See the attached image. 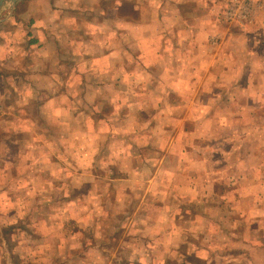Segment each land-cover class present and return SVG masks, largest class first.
I'll list each match as a JSON object with an SVG mask.
<instances>
[{
	"label": "rangeland",
	"instance_id": "rangeland-1",
	"mask_svg": "<svg viewBox=\"0 0 264 264\" xmlns=\"http://www.w3.org/2000/svg\"><path fill=\"white\" fill-rule=\"evenodd\" d=\"M35 1L19 0L15 5L8 1L0 13V21L6 23L0 26V41L3 34L13 33L17 36L14 28L18 26L21 32L18 30L19 37L13 39L16 42L22 40L23 43L16 50L14 63L6 60L0 62V167L7 165V162L4 164L6 159H10L12 155L17 157L23 151L27 152L23 154L25 158H30L29 163L21 167L24 169L3 171L0 168V231L5 235V238L1 236V239L7 241L8 235L5 233L9 234L12 227L18 226L11 224L7 219L12 208L6 205L10 204L14 195L19 194L28 202L26 207L31 215L35 214L32 213L33 209L39 207V210H47L54 217H59V214L67 217V221L55 222L54 225L56 228H63L62 233L68 237V253H63V250L60 252L59 248L55 247L63 243L65 238L62 234L53 233V253L51 256L49 253H39L38 258L45 259L44 262H39L41 264H264V120L255 128L257 141H254L253 148L259 154L258 157L252 159L244 156L247 151L244 142L236 134L237 129L228 128V145L219 141L211 142L213 146H222L221 153L224 158H220V153L213 152L211 162L207 160L205 165L202 161L189 159V154L184 155V158L175 155L174 149L178 148L176 142L167 153L155 156L157 148L152 147L154 142L151 144L146 137H138L139 133L134 132L132 127L136 123L139 124L142 117V121L148 124L142 126L149 136L152 134L156 137V131L159 134L160 127L149 125V118L154 117L152 113L139 118V108H127L130 97L134 100V95L126 94L125 108H122L121 103L116 108L112 107L114 104L109 107L108 102L113 95H103L104 106H101L98 113L91 106L93 95L79 94L77 100L81 101L80 103H75V99L67 102L63 95V104L69 103L74 108L78 106V113H83L81 118L85 126L89 124L87 129L92 131L90 119L100 127L99 132H95L101 137L98 142L86 138L75 142L73 136L76 133H73V130L77 127L69 124L73 120L71 113L60 112L59 109L52 111L49 108L45 111L38 106L41 102L49 100V96L55 99L59 96L62 90L60 81L70 90V81L77 73L78 76L88 75L84 81L89 82V86L92 82L96 84L91 69H102L106 67L104 64L109 63L102 60L103 55L96 63L90 56L86 61L53 62V70L58 68V72H55L52 79H46L47 82L44 83V79H39L36 75L31 79L35 90H27L24 86L19 89L14 73L17 68L18 71L26 70L35 65L37 72V68L49 66V63L43 66L37 61L42 58L38 53L27 50V43L36 40L32 38V34L29 36L32 29L30 26L34 22L43 23L44 3ZM76 1L69 0V4L74 5ZM97 1L99 4L101 0ZM57 4L65 6L61 0H57ZM221 18L219 15L220 23H223ZM51 20L55 21L54 18ZM83 20L87 23V19ZM120 25L116 24L117 27ZM52 37H59V31L52 34ZM38 44L39 42L34 46L38 47ZM42 47L37 49L40 54L39 48ZM82 47H73L71 50ZM89 47L91 46L83 48L85 55L86 49L87 53H91ZM115 49H118L117 54H123L122 46H116ZM110 64L118 66L116 60ZM169 66L170 62L165 64L164 71ZM73 69L79 72L73 74ZM66 71L69 72L68 76H63L62 73ZM25 80L23 77L19 79L20 83L24 84L27 82ZM79 80L81 82L80 77ZM169 82L171 79L165 78L163 85L160 82L157 85L165 89ZM46 87H52V92H46L45 89H50ZM18 90L22 93H17ZM163 94L166 97V93ZM21 95L23 100L20 104L18 101L21 100ZM167 96L169 101L171 95ZM24 103L29 106L22 108ZM64 112L68 116L61 120ZM166 112L169 114L171 108H167ZM260 112L261 118H264V111ZM130 114L133 115L132 118ZM31 115L36 119L46 117L45 123L43 120H40V123L28 120ZM97 115L107 123L109 119L115 120V129L110 132L109 138L106 135L110 126L99 123ZM170 122V119L164 121V133L161 135L163 139L172 137V129H176L177 133V127H172ZM65 126L72 132H65ZM190 127L185 124L181 130L186 134ZM91 131L86 132L91 135ZM32 132L36 135L35 142L24 139L17 144L10 140L12 137H7L13 133ZM179 133L183 135L181 131ZM65 137L68 138L64 140ZM121 137L126 140L113 142V138ZM145 142L148 143V149ZM164 144L166 145V142ZM192 144L193 140L189 136L182 138L181 145L184 147ZM43 158L45 164L41 161ZM240 163L243 164L240 166ZM188 165L194 169L193 172L189 173ZM157 168H160V171L155 178ZM26 170L28 172H25ZM29 178L37 190H17L12 186ZM96 178V189L89 188L87 181ZM193 182L195 188L189 192L186 185ZM236 183L239 188L235 187ZM204 184L207 186L203 187ZM4 186L6 187L3 188ZM150 194L157 195V198H152ZM6 196L10 199L6 200ZM209 197L214 203L210 205L213 206L211 214H207L209 210L206 211L203 206V198ZM226 197L239 205L236 207L229 201V207H224L228 209L227 217L220 214L221 207L218 206V199ZM205 215H210L212 223L203 220ZM218 220L222 222L219 223ZM49 228L52 229L50 225ZM31 229L44 232V225L42 222L34 223ZM13 239L28 247L25 237ZM33 241L40 242L39 239ZM22 256L23 261L18 263L25 264L26 255ZM6 257H0L1 260L4 259V263Z\"/></svg>",
	"mask_w": 264,
	"mask_h": 264
},
{
	"label": "crops",
	"instance_id": "crops-1",
	"mask_svg": "<svg viewBox=\"0 0 264 264\" xmlns=\"http://www.w3.org/2000/svg\"><path fill=\"white\" fill-rule=\"evenodd\" d=\"M41 1L44 3L43 23L39 21L35 24L34 22L30 26L32 29L29 36L32 34V38L36 40L27 43L29 44L27 50L34 54L38 53L42 58H38L37 61L43 66L49 63V66L39 67L36 69L37 72L34 68L35 65H31L26 70L18 71L17 68V72L14 73L17 81L15 83L18 84V87L20 86L19 89L24 86L27 90H35L31 79H34L36 75L39 76V79H44V83L47 82L46 79H52L55 72H58V68L53 70V62L86 61L90 56L96 63L101 60V55H103L102 60L109 63L108 65L104 64L105 68L91 69L96 84L92 82L90 86L89 82L84 81L88 75L78 76L77 72L79 71L73 69V74H77L76 77H72L73 82L70 81L68 86L70 90H67V86L61 81L59 82L62 90L56 97L58 102L55 97L49 96V100L41 102V105L38 103L39 109L42 108L45 111L49 108L52 111L59 109L60 112L71 113L73 120L69 124H74L77 127L73 130V133H76L73 136L75 142L79 139L85 140V138L98 142L101 137L95 132H99L100 127L93 119H90L92 131L87 129L89 124L85 126L83 118H81L83 113H78V106L74 108L69 103L63 104V95L67 98V102L75 99V103L81 102L77 100L79 94L93 95L91 106L98 113L101 106H104L103 95H113V98L108 102L109 107L114 104L112 107L116 108L121 103L122 108H125L127 94L134 95V100L130 97L127 108L130 109L131 106L139 108V118L144 114L152 113L154 117L149 118L151 119L149 125L160 127V133L158 134L156 131V137L152 134L149 136L143 128L142 125H148L144 123V120L142 121L143 117L139 119V124L136 123L132 127L134 132L139 133L138 137H146L151 144L154 142L152 147L157 148L155 156L164 155L170 147L175 146L176 142L178 148L174 149L175 155L184 158V155L189 154L188 157L192 161L193 159H195L194 161L199 160L206 165L207 160L211 162L213 152L220 153V158H224L221 153L222 146L220 144L213 146L212 143L219 141L228 145L229 137H227L226 131L228 128L237 129L236 134L244 142L247 151L244 156L252 159L259 156L253 148V143L257 141L255 128L260 126V122L264 120L261 118L260 112L264 111V0H101L99 4L97 0H75L74 5L69 4V0H61L62 3H65L64 7L58 5L57 0H36L35 2L40 4ZM245 4H249V20H227L226 15L229 11L239 12L242 7H246ZM219 15H221L224 24L220 23ZM53 18L55 21L51 20ZM84 18L87 19V23L84 22ZM117 23L121 25L117 27ZM5 24L3 20L0 21V26ZM14 29L17 36L13 33L2 36L0 62L6 60L14 63L16 50L23 45L22 40L16 42L13 39L19 37L21 29L18 26H15ZM57 31H59V37L53 38L52 34H56ZM38 42L40 47L43 46L42 49L39 48L41 54L37 51L39 46H34ZM88 45L91 46L89 47L91 53H87L86 49V56L83 48H88ZM77 46L83 47L71 50ZM111 46L114 48L111 49ZM116 46L123 47V54H117ZM100 51L103 53H99ZM115 60L116 63L118 62V66H111L110 63ZM168 62L171 63V66L164 71L165 64L168 65ZM62 74L68 76L69 72L66 71ZM21 77L26 78L25 84L20 83ZM165 78L171 79L169 87L167 86V89H164L163 86L158 87L159 82L163 85ZM51 88L45 89V91L52 92ZM17 93L21 94L22 92L18 90ZM163 93H166V97ZM115 94L118 96H114ZM167 95H171L169 101ZM22 97L23 95L18 101L20 104L23 100ZM28 106V103H24L22 108ZM167 108H171L169 114L166 112ZM67 116L64 112L60 119ZM129 116L133 117L132 114ZM96 117L99 123L110 126L106 135L109 138L110 132L115 129V120L109 119L107 123L99 115ZM45 119L46 117L36 119L32 115L28 118V120L39 123L40 120L45 123ZM169 119L172 127H177V133L176 129H172V137L163 139L161 135L164 133V121ZM185 124L191 126L186 134L181 130ZM262 124L264 125V121ZM67 127H64V131L72 132ZM86 131L93 133L90 135ZM184 136H189L193 140V144L188 145L189 147L181 145ZM7 137H12L10 140L17 144L18 141L24 139L36 141V135L33 132L13 133L12 136L7 135ZM67 138L65 137L64 140ZM117 140L125 141L126 139L125 137L113 138L114 143ZM146 149H148V143ZM25 153L27 152H20L17 157L12 155L10 159L5 160L4 164L7 162V165L0 168L3 171H14L16 168L23 167L30 160L28 157L25 158L23 155ZM41 161L45 164L44 158ZM242 164L240 163V166ZM187 167L189 173L194 171L191 166ZM159 171L160 168H157L155 178ZM80 172L85 174L81 170ZM90 172L94 173V171ZM31 181V178L20 180L18 185L13 184L12 186L17 190H37ZM87 182L89 188L96 189L97 178ZM206 186V184L203 185V187ZM186 187L189 192L193 191L195 182L188 183ZM211 187L209 184V188ZM235 187L239 188L238 183ZM157 188L159 187L157 186ZM150 196L157 198V195L150 194ZM5 198L6 200L10 199L9 196ZM218 200V206L221 207L220 214L225 217L228 216V209H224V207H229L227 206L229 201L236 207L239 206L227 197ZM246 202L248 201L246 200ZM27 203L22 196L17 194L11 198L10 204L6 205L12 208L7 219L11 224H18V226L12 227L9 234L5 233L8 235L7 241L1 239V236L5 238V235L0 231V257L7 256L5 263L4 259L0 258V264H21L23 262H18L23 261L22 255H26L25 264H41L39 262H44L45 259L38 258L39 253H49L50 256L53 253V233L62 234V237L65 238L63 243L57 244L58 246L55 247H58L60 252L63 250V253L69 251V239L65 233H62L63 228H56L54 225L55 222L67 221V217L62 214H59V217H54L47 210H39L38 206V209H33L34 211L31 209L32 213H35L31 215L27 211ZM210 205H214L211 202V197L203 198V206L206 211L209 210L207 214H211L213 206ZM41 206L45 207V205ZM203 220H207L208 223L213 221L210 215H205ZM218 221L222 222V220ZM39 222L43 223L44 232L39 229H31L34 223ZM49 225L52 229L49 228ZM22 236L25 237V244H28V247L20 244L17 240L13 241V238ZM34 239H39L40 242L36 243L33 241Z\"/></svg>",
	"mask_w": 264,
	"mask_h": 264
},
{
	"label": "built area",
	"instance_id": "built-area-1",
	"mask_svg": "<svg viewBox=\"0 0 264 264\" xmlns=\"http://www.w3.org/2000/svg\"><path fill=\"white\" fill-rule=\"evenodd\" d=\"M244 6L246 7H242L241 10L239 12L236 11H229L226 15L227 20L233 21V20H242V21H247L250 18V9H249V4H245ZM240 23H242L240 21Z\"/></svg>",
	"mask_w": 264,
	"mask_h": 264
},
{
	"label": "water",
	"instance_id": "water-1",
	"mask_svg": "<svg viewBox=\"0 0 264 264\" xmlns=\"http://www.w3.org/2000/svg\"><path fill=\"white\" fill-rule=\"evenodd\" d=\"M12 3L13 5H15L19 0H0V13L2 12V10L4 9L5 5L7 2Z\"/></svg>",
	"mask_w": 264,
	"mask_h": 264
}]
</instances>
